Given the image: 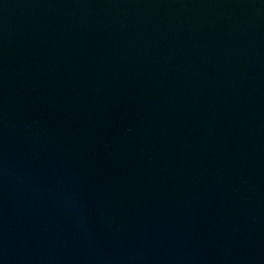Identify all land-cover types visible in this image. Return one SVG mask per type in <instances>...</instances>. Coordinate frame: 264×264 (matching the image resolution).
<instances>
[{"label":"water","instance_id":"water-1","mask_svg":"<svg viewBox=\"0 0 264 264\" xmlns=\"http://www.w3.org/2000/svg\"><path fill=\"white\" fill-rule=\"evenodd\" d=\"M0 264H264V0H0Z\"/></svg>","mask_w":264,"mask_h":264}]
</instances>
